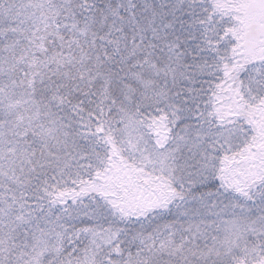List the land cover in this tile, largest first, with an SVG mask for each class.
<instances>
[{
	"label": "snow or ice",
	"instance_id": "obj_1",
	"mask_svg": "<svg viewBox=\"0 0 264 264\" xmlns=\"http://www.w3.org/2000/svg\"><path fill=\"white\" fill-rule=\"evenodd\" d=\"M0 264H264V0H0Z\"/></svg>",
	"mask_w": 264,
	"mask_h": 264
}]
</instances>
